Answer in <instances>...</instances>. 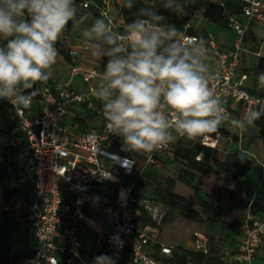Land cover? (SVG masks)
Segmentation results:
<instances>
[{"label": "built area", "instance_id": "2783aa9c", "mask_svg": "<svg viewBox=\"0 0 264 264\" xmlns=\"http://www.w3.org/2000/svg\"><path fill=\"white\" fill-rule=\"evenodd\" d=\"M211 1L224 6V0ZM239 1L241 12L226 16L228 26L236 33L232 45L222 48L216 39L204 38L207 55L216 64L210 71L213 75L209 76V85L223 106L224 122L217 132L198 142L224 153H230L228 143L233 141L239 142L236 151L247 152L241 141L249 129L240 132L232 121L252 108L264 111V83L258 79L264 71L255 74L258 94L245 85L248 70L237 74L242 52L248 50L246 41L252 23L264 22V0ZM81 6L94 13L88 26L103 17L113 31L123 33L112 0H81ZM187 29L188 24L183 30L185 43L200 37ZM56 47L69 63L68 77L57 86L37 82L28 90L34 93L30 108L10 103L31 149L28 167L33 194L24 217L18 221L28 224L35 242L30 246L35 253L24 262L93 264L94 257L105 254L114 264H165L163 258L171 257L172 246L157 236L165 209L151 200L137 201L132 191L139 171L146 165H160L161 157H174L176 141L186 137L178 136L151 153L127 150L120 137L107 131L102 104L95 92L103 60L89 54L90 44L84 37L75 42L65 33ZM76 76L80 78L79 85H73ZM74 105L94 115L95 123L86 128H80L79 122L67 123ZM244 198L246 212L237 225L241 236L224 250L222 258L231 264H264V196L244 194ZM20 208L18 200L3 210ZM145 213L149 220L141 222ZM88 232L94 234L91 248L87 246ZM194 238V249L207 253L209 236L197 230Z\"/></svg>", "mask_w": 264, "mask_h": 264}, {"label": "clouds", "instance_id": "9594fccd", "mask_svg": "<svg viewBox=\"0 0 264 264\" xmlns=\"http://www.w3.org/2000/svg\"><path fill=\"white\" fill-rule=\"evenodd\" d=\"M132 8L134 0H123ZM162 8L188 15L186 0H163ZM75 0H0V101L30 108L37 82L53 76L56 43L69 22L79 26ZM89 54L105 60L95 88L105 127L129 151L151 153L174 142L217 132L223 106L209 85L205 39L183 40L184 32L153 6L141 7L123 33L98 17L82 30ZM206 73L208 75H206ZM264 83V73L258 77ZM264 111L252 108L232 125L240 132L254 127ZM93 264H114L101 254Z\"/></svg>", "mask_w": 264, "mask_h": 264}, {"label": "trees", "instance_id": "16d2710c", "mask_svg": "<svg viewBox=\"0 0 264 264\" xmlns=\"http://www.w3.org/2000/svg\"><path fill=\"white\" fill-rule=\"evenodd\" d=\"M112 1L113 6L118 9L117 20L123 25L120 28L121 32L136 18L138 10L144 6H153L160 10L166 16L168 23L176 24L182 31L199 10L203 11L204 17L209 21L227 27V14H239L242 9L239 0H224V6L211 0H186L188 15L178 17L162 8L163 0H134L132 8L125 7L123 0ZM90 9L88 11L90 15L84 20L85 24H89L94 16ZM82 11H78L79 17ZM72 25V22H69L64 33H68ZM187 31L196 33L192 27H188ZM3 44L4 41L1 40L0 46ZM258 70L264 71L263 58L260 59ZM255 127L260 141L256 152L250 151V153L248 150V153L230 152V160L225 166L222 165L224 154L222 150L203 146L198 139H179L175 143L174 157H161L160 165H146L139 171L132 191L133 197L137 201L151 200L159 203L165 209V217L170 209L178 210L189 218H199L203 212H215L216 203L202 197L196 205L188 195L176 189L177 181L191 184L197 173H200L218 182L223 191H228L232 185H240L241 178L253 167L252 160L256 158L264 163V118L257 120ZM260 148H263L262 154L258 151ZM30 152L29 143L21 129L14 107L7 101H0V264H26L25 258L35 253L30 246L32 235L29 226L25 222L18 221V218L24 217L33 194V179L28 167ZM199 153L201 158L198 159ZM176 170V177L164 173V171ZM18 200H21L20 209L3 210L4 207L14 206ZM135 205L139 206L138 202ZM262 209L264 210V207ZM148 220L149 217L145 213L141 217V222ZM163 224L158 230V238ZM170 246H172V255L163 258L165 264H185L187 261H194L196 264H231L222 258L224 249L211 242L207 253Z\"/></svg>", "mask_w": 264, "mask_h": 264}, {"label": "rangeland", "instance_id": "374dc122", "mask_svg": "<svg viewBox=\"0 0 264 264\" xmlns=\"http://www.w3.org/2000/svg\"><path fill=\"white\" fill-rule=\"evenodd\" d=\"M75 4H78V0H75ZM79 15L80 13H77L78 19L80 18ZM191 23L193 26H208L200 11L195 13ZM79 81V76H76L73 85H75V82L76 84L79 83ZM259 144L257 130L252 127L249 131V137L244 141V147L248 152H256ZM258 151L262 154L263 148L258 149ZM246 157L250 156L246 155ZM255 159L252 160V169L241 178L240 185H232L228 191L221 190L218 182L200 173H197L195 180L192 182L193 184L177 181L176 189L188 195L195 201L196 205L203 197L216 203L217 209L213 213L203 212L199 218H189L178 210H168L160 231V240L179 248L194 249V232L202 230L209 236L212 244L224 250L228 246H232L239 235L236 227L246 210L244 193L252 195L256 191L257 194L260 192L264 194V163ZM229 160L230 154L224 153L222 165L225 166ZM164 173L173 177L177 176V170L164 171ZM260 185H262L261 189L259 188ZM31 243H35L33 239Z\"/></svg>", "mask_w": 264, "mask_h": 264}, {"label": "crops", "instance_id": "0c3cea01", "mask_svg": "<svg viewBox=\"0 0 264 264\" xmlns=\"http://www.w3.org/2000/svg\"><path fill=\"white\" fill-rule=\"evenodd\" d=\"M76 7L78 11L79 10L82 11L81 0L78 1V4L76 5ZM199 11L203 15V11L202 10H199ZM89 15L90 14L87 11H84L83 9L81 16L87 18ZM203 18L207 22L208 26L207 25L200 26V27L193 26L191 21L188 23V27H192L194 30H196V33L194 34H197L199 36H206L203 38H214L216 39V41L220 44L222 48L229 47L230 45H232L236 37V33L234 32L233 29H231L229 26L223 27L218 24H215L209 21L207 18H205L204 15H203ZM85 27H88V25L85 24L84 21L79 26L72 25L71 30L67 34L70 36V38L73 41L78 42L80 41V39L83 38L82 30ZM63 34L65 33L61 34L59 40L63 37ZM246 45H247L248 50L242 52L241 65L239 69L237 70V74L240 75L243 71L248 70L250 72V75L245 81V85L251 92L258 94L260 93V91H258L256 87V75L255 74L257 71H259L258 66L260 63V59L261 58L264 59V22L256 21L252 23L249 29V32H248ZM204 63L209 66L210 71H213L216 67L215 61L212 60L208 55H207V58L204 59ZM68 74H69V63L63 55L59 54L57 63L53 66L52 78L43 83L49 86H57L68 77ZM77 85H79V83H77ZM95 120L96 118L94 117V115L92 116L88 115L82 110L81 106L74 105L71 113L68 115L65 121L69 123L70 125H73L75 122H79L80 128H86L88 125L94 124ZM251 128H249V130L245 134L244 139H242L241 141L243 147H244V141L249 137V131ZM253 128L256 129L255 126ZM238 145H239L238 141L229 142L228 150L230 152L236 151V149L238 148ZM261 187L262 185H260L259 188L261 189ZM253 194H257L256 191ZM252 195H246V196L250 197ZM257 195L264 196V194L261 192ZM245 201H246L245 207L247 208V200ZM245 212L243 216L245 215ZM236 230L239 233L238 235V238H239L241 236V233L238 231L237 227H236ZM86 236H87L86 237L87 246L91 248L93 239H94V234L92 232H88Z\"/></svg>", "mask_w": 264, "mask_h": 264}]
</instances>
